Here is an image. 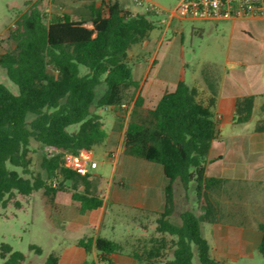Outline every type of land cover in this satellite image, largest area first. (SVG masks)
<instances>
[{"label": "trees", "instance_id": "16d2710c", "mask_svg": "<svg viewBox=\"0 0 264 264\" xmlns=\"http://www.w3.org/2000/svg\"><path fill=\"white\" fill-rule=\"evenodd\" d=\"M43 1H34L17 18L10 35L14 47L0 54V68L5 69L15 88L0 81V206L21 207L18 195L28 196L39 189L50 199L60 191L70 193L81 203L82 212L102 206L100 175L69 168L63 152H45L41 162L45 175L34 173L30 168V145L36 141L42 147L52 146L73 154L89 152L107 138L98 109L124 111L121 104L133 101L132 117L123 131V151L159 163L167 178L157 230L175 238L172 257L165 264H195V255L200 264H225L211 255L202 227L204 222L219 219L221 205L217 198L235 185L229 178L206 173L208 155L218 134L214 110L219 66L206 62L201 69L206 97H201L197 86L180 80L141 115L140 83L133 77L128 58L131 46L149 37L152 12H132L118 0H101L98 5H90L88 16L73 19L64 12L45 11ZM101 83L105 90L96 96ZM253 107V95L239 97L236 122L249 121ZM74 124L78 128L69 130ZM255 130L264 131V118L256 122ZM177 181L185 189L193 187L198 207V212H181L179 224L170 220L177 206ZM258 227L261 238L257 249L264 258V220ZM78 244L90 251L93 240L82 238ZM94 246L100 251L99 260H108V254L123 248L105 237H97ZM32 248L40 252L39 247ZM160 255L158 252L156 257ZM0 258L3 264H20L25 255L9 243H2ZM136 258L143 259L142 255ZM44 264H58V256L49 255ZM82 264L97 262L85 260ZM147 264L158 262L148 258Z\"/></svg>", "mask_w": 264, "mask_h": 264}, {"label": "crops", "instance_id": "0c3cea01", "mask_svg": "<svg viewBox=\"0 0 264 264\" xmlns=\"http://www.w3.org/2000/svg\"><path fill=\"white\" fill-rule=\"evenodd\" d=\"M100 2L101 0H92L86 5L87 16L90 14V5H98ZM244 20L264 21V18L225 20L223 22L232 21L233 27H235V22ZM213 28L215 29L216 26L212 25L209 31ZM155 61L154 57L150 58L141 77L133 75L140 83L139 93L143 98L142 106L147 109H152L163 93L173 90L180 80L186 82L187 78L183 66L176 73L172 70L157 72ZM208 62L219 66L220 82L214 110L218 134L212 142L206 173L210 176L229 178L235 184L233 187L240 188V190L245 187H257L264 190V131L255 130L256 122L264 118V62L252 63L251 71L244 73H240L241 71L238 69L230 70L226 64L223 65L218 61L208 60ZM190 77L194 81L191 86H197L201 97H206L208 92L202 77L197 78L196 72L192 73ZM246 95L254 96L253 114L249 121L238 123L235 120L236 101L239 97ZM249 124L252 125L247 127ZM116 133L117 128L114 124L111 131L107 132L106 141L108 144L115 139ZM108 156L115 164L111 182H105L104 176L98 172L99 166L93 172V174L101 176L99 194L103 199L102 206L82 212L80 210L81 203L72 199L71 194L65 191L57 192L50 199L51 208L55 209L58 216L69 220L72 230H82V235L73 239L70 248H67L63 254H55L58 256V264H62L63 255L68 257L65 264H82L86 259H78L77 256L88 252L94 256L92 260L97 264H102V260H99L100 251L94 246L97 237L116 241L123 247L121 252L107 255L108 260L106 261L109 264H147L148 258L157 260L158 257H161L162 260L163 257H166L165 264L166 260L172 257L175 237L157 230V221L164 207V186L167 182L162 166L149 160L143 164L138 163L134 156L122 152L120 147L113 155H110L108 151ZM225 158L232 159L233 164L225 165L223 163ZM242 160H246L247 164L242 163ZM118 164V172L114 174ZM212 165L215 167L212 169L213 172H210ZM114 179L116 182L112 184ZM126 179L132 180V187L128 192L124 190ZM194 193L193 187L185 189L180 181L175 183L177 206L170 217L172 222L176 224L181 222L180 213L187 210L184 208V199L189 195L193 196ZM217 199L221 205L219 219L215 222H204L209 224L206 230L202 225L203 234L210 245L211 255L219 260L241 256L247 250L257 248L261 238L258 225L263 219L255 227L253 226L254 216L249 209L225 208L219 197ZM127 208L143 212L145 221L140 223L143 231L139 234L133 232L130 225L124 224L119 227L117 225L118 216L119 219L120 215H124V218L127 217ZM107 214L109 215L108 222H106ZM131 220L136 225L134 222H137V217H133ZM249 224L252 225L249 226ZM89 237L92 238L93 244L91 250L87 251L78 244V241ZM133 248L142 249V260L136 258V255L141 254ZM158 252L162 255L156 257Z\"/></svg>", "mask_w": 264, "mask_h": 264}, {"label": "rangeland", "instance_id": "374dc122", "mask_svg": "<svg viewBox=\"0 0 264 264\" xmlns=\"http://www.w3.org/2000/svg\"><path fill=\"white\" fill-rule=\"evenodd\" d=\"M34 1L36 0H0V54L14 47L10 35L16 20ZM90 2L92 0H44L42 8L45 11L64 12L70 18L79 19L87 16L86 5ZM118 2L123 8L140 13L146 12L148 3L156 5V11L149 15L153 22V29L149 37L142 42L133 44L129 50L128 64L131 66L135 77L142 76L151 57L156 60L155 69L157 72L172 70L176 73L183 66L186 70V82L189 86L194 84L190 77L191 74L196 72V76L199 78L201 69L208 60L226 64L228 69H238L241 71L240 73L250 72L252 63L264 62V21L262 20L237 21L233 27L232 21L215 23L177 17L170 19L169 11L178 0H145L144 6L135 3L134 0H118ZM212 25L216 28L209 31ZM84 70L85 67L81 66V71L84 72ZM0 81L15 89L3 68H0ZM104 90L105 84L101 83L96 88V96L101 95ZM125 103H133L134 105L133 101ZM147 110L142 106L139 113L143 115ZM98 112L102 116L103 128L106 132L109 133L114 124L117 128V136L110 144L105 140L102 144L94 146L89 153L99 162L98 172L104 176L105 182L110 183L115 164L108 156V151L110 155H113L120 147L123 152L124 126L131 119L132 110L125 113L119 108H99ZM250 125L252 124L247 127ZM77 128L78 124H74L69 127V130ZM30 147L31 171L34 173L41 172L45 175V171L41 168L45 148L36 141H32ZM135 158L138 163L149 162L141 157ZM241 162L247 164L246 160ZM223 163L231 165L233 160L225 158ZM213 167L215 166L212 165L210 172H213ZM118 168L119 164L116 166L114 174H117ZM17 169L21 171L20 168ZM115 182L116 179L112 181V184ZM125 183L124 190L128 192L132 187V180L126 179ZM66 185L69 187L71 182L68 181ZM232 188L234 189L228 193L219 195L220 201L225 208L249 209L255 220L253 226L256 227L262 219L264 220V190L257 187H251L252 189L245 187L242 190L237 187ZM18 199L22 204L21 207H16L14 204H9L6 208L0 206V245L9 243L15 250L21 251L25 255V260L20 264H44L49 255L63 254L67 248L71 247L73 239L82 235V230H72L69 220L57 215L55 209L50 206V198L44 194L42 189L36 190L28 196L18 195ZM184 208L198 212L195 193L193 196L189 195L188 198L184 199ZM126 212L127 217L124 218V215H120L122 219H119L118 216L116 221L118 227L127 224L132 227L136 234L142 232L140 223L145 221L143 212L132 208H127ZM108 217L107 214L106 222H108ZM133 217H137V222H134L136 225L132 223ZM203 226L206 230L209 224L203 223ZM32 245L39 247L40 252H37L36 248H32ZM134 249L143 256L141 248ZM77 257L88 261L94 258L93 254L89 252ZM66 258L68 257L63 255L62 264H65ZM165 258L163 257L161 260V257H158V264H164ZM219 260L225 264H261L264 258L254 247L241 256ZM3 261L0 258V264H3ZM193 261L195 264H200L196 255ZM101 263L109 264L106 260H102Z\"/></svg>", "mask_w": 264, "mask_h": 264}, {"label": "built area", "instance_id": "2783aa9c", "mask_svg": "<svg viewBox=\"0 0 264 264\" xmlns=\"http://www.w3.org/2000/svg\"><path fill=\"white\" fill-rule=\"evenodd\" d=\"M134 2L145 5V0H134ZM146 11H156V5L148 3ZM169 17L210 21L264 18V0H178L169 11ZM132 107L133 103L121 104L125 113H129ZM44 148L47 154L63 152L66 165L79 173L93 171L99 166V162L90 156V151L73 154L52 146H44ZM53 184L55 185V182Z\"/></svg>", "mask_w": 264, "mask_h": 264}, {"label": "water", "instance_id": "95a60500", "mask_svg": "<svg viewBox=\"0 0 264 264\" xmlns=\"http://www.w3.org/2000/svg\"><path fill=\"white\" fill-rule=\"evenodd\" d=\"M94 109H95V106H92V107H91V110L93 111Z\"/></svg>", "mask_w": 264, "mask_h": 264}]
</instances>
